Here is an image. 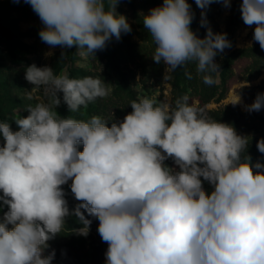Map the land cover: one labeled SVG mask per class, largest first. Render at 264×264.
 <instances>
[{
  "label": "clouds",
  "instance_id": "clouds-1",
  "mask_svg": "<svg viewBox=\"0 0 264 264\" xmlns=\"http://www.w3.org/2000/svg\"><path fill=\"white\" fill-rule=\"evenodd\" d=\"M24 2L43 25L44 43L75 46L82 56L95 57L113 37L131 31L116 12L118 0ZM213 2L219 0H195L202 10ZM223 3L230 6V0ZM240 12L245 25H255L253 39L264 50V0H242ZM193 18L187 0H163L142 23L156 63L162 61L166 72L194 63L212 86L220 71L214 58L231 42L211 28L198 37ZM25 79L34 85L29 98L39 92L47 100L29 106L26 117L18 114L16 131L0 122V206L8 208L0 217V264H52L55 254L45 250L66 217L75 215L83 224L75 233L88 235L91 220L81 209L99 220L106 264H264V164L253 165L246 154L248 137L190 105L187 96L174 106L133 100L132 111L111 126L98 115L61 117V103L76 112L108 97L111 87L98 77L73 79L35 64ZM262 108L259 93L247 110ZM257 149L264 153V138ZM168 159L175 167L165 164ZM69 181L80 202L71 211L62 187Z\"/></svg>",
  "mask_w": 264,
  "mask_h": 264
},
{
  "label": "trees",
  "instance_id": "trees-1",
  "mask_svg": "<svg viewBox=\"0 0 264 264\" xmlns=\"http://www.w3.org/2000/svg\"><path fill=\"white\" fill-rule=\"evenodd\" d=\"M20 1L16 0L7 3L9 6L18 7ZM191 10L194 14L193 21L191 23V29L195 32L197 21L198 7L195 0H189ZM242 0H235L231 3L232 15L230 18V24L227 31V39L231 42V47L226 48L222 54V65L218 75H215L216 83L212 86H208L202 82L201 76L196 73V66L194 63H188L184 67L177 68L174 72H166V65L161 61L156 63L152 59L155 45L152 42L149 33L144 28L143 23L140 24V30L138 35L140 41H132L128 37L123 38L126 52L124 57L118 53L114 48L108 47L102 50V55L95 53L94 56H90L93 68L86 69L82 67H72L68 69L67 75L69 78L81 79L86 76L98 77L109 84L112 91L106 98H98L93 102H90L87 107H81L76 112H70L67 105L62 103L60 116L68 117L77 120H89L93 115H98L104 120L111 123L123 120L124 116L132 111L130 103L133 100H140L139 91L136 87L138 83H141L143 87L148 90L147 80L138 79V74L147 76L149 79H153L155 84L162 86L165 82L171 85V105H175V101L183 96L188 97V103L191 105L194 99H198L202 106H207L211 102L219 103L227 97L228 88L227 80L233 72V64L239 57L251 55L260 46L258 43L253 48H235V34L233 27L237 25L241 20L240 6ZM206 15L208 21L211 24V30L213 33H219V28L216 22L211 16L210 5L206 9ZM20 33L18 31L10 29L5 24L4 16L0 13V44L11 50L21 44ZM205 36L203 35L202 38ZM106 67V68H105ZM102 68V69H101ZM186 71L192 74V79H188ZM58 75V71H54ZM15 75L14 84L18 87L24 86V81L21 80L20 74ZM5 81H0V122L10 123L14 131L18 130L14 120L17 119L14 112L16 104L12 105L13 98L6 95ZM34 87V85H33ZM159 104V103H157ZM209 116L224 123L231 124L236 131L241 130L246 124V115L241 111L239 106H224L220 109H206L205 111ZM3 145V138L0 136V146ZM79 150H83V146H79ZM246 154L251 157V160L259 161L264 157V153H260L257 149V143H253L246 149ZM172 159H168L166 165L171 167L170 163ZM71 181L68 184L63 185L65 192V199L68 202V207L73 210L79 201L75 200L74 195L70 189ZM2 195V192H0ZM8 210L6 205L0 206V217L4 212ZM87 219L91 220L88 235L81 236L75 233V229L83 227V224L75 215L66 217L65 226L60 234H57L55 238L48 241L49 249L54 252V259L63 261L66 259L70 252L88 246L89 260L83 264H106L104 248V242L102 241L98 233L99 220L95 217L89 216L87 212L81 209ZM71 264H82L74 261Z\"/></svg>",
  "mask_w": 264,
  "mask_h": 264
},
{
  "label": "rangeland",
  "instance_id": "rangeland-1",
  "mask_svg": "<svg viewBox=\"0 0 264 264\" xmlns=\"http://www.w3.org/2000/svg\"><path fill=\"white\" fill-rule=\"evenodd\" d=\"M13 0H0V13L4 16L5 24L10 29L20 33L21 44L15 46L12 51L0 44V81H5L6 95L13 98L11 106L16 104L14 112L16 117H26L29 113L26 110L29 106H35L41 100H47L42 93H33L32 98H29L28 92L33 88L25 79L26 68L32 64L37 67L49 66L53 70L58 71V75H67L68 69L72 67H82L86 69L93 68V63L90 56H82L79 54L78 48H61L60 46L51 47L44 43L39 37V31L43 25L38 15L33 11L30 4L24 0H19V6H9L7 3ZM189 0H187L188 2ZM235 0H230V6L226 7L223 0L210 4L211 16L219 28V33H227L230 18L232 15L231 3ZM163 0H118L116 12L126 16L131 31L122 33L121 38L117 40L113 37L107 44L106 48H114L118 51L121 57H124L126 48L123 43V38L128 37L132 41H140L138 31L142 23L143 16L147 15L150 9L162 6ZM107 7V3H106ZM206 13V9L202 10L198 7L197 21L195 33L198 37L206 35V32L211 28L207 15H205L202 25L201 12ZM255 25L249 27L241 20L233 27L235 34V48H253L257 43L253 39ZM62 53L64 57L62 58ZM102 55V50L98 51ZM215 62L221 67L222 54L217 53L214 58ZM106 68V67H105ZM167 68V66H166ZM102 69V68H101ZM20 74L19 79L24 81L23 87H18L13 80L15 75ZM146 79L148 90L141 83L136 85L140 99L147 97L154 99L157 103H168L171 105V85L164 83L162 86L155 84L153 79L147 78L138 74V79ZM228 93L227 97L221 102H211L207 106H202L198 99H194L192 106L206 109H220L224 106H239L241 111L246 115L245 126L237 131L238 134L249 138L248 147L258 140L264 138V108L259 112H249L247 106L251 105L257 94L264 93V50L260 47L251 55L242 56L236 59L233 64V72L227 80ZM240 98V102L235 103ZM61 105L56 109L60 114ZM19 114V116H18ZM247 147V148H248ZM167 160L165 161L166 164ZM254 165L256 162L264 164V157L259 161L251 160ZM171 167H175L174 162H171ZM206 191L211 192L212 187L207 182H204ZM104 248L107 251L108 245L104 242ZM52 253L49 249L45 250V255ZM90 250L88 246L78 250H73L68 257L63 261L54 259L52 264H71L74 261L86 263L89 260Z\"/></svg>",
  "mask_w": 264,
  "mask_h": 264
}]
</instances>
